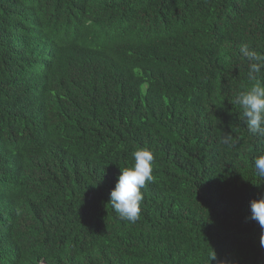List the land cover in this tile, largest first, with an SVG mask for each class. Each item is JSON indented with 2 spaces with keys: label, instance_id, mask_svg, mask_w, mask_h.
I'll return each mask as SVG.
<instances>
[{
  "label": "trees",
  "instance_id": "trees-1",
  "mask_svg": "<svg viewBox=\"0 0 264 264\" xmlns=\"http://www.w3.org/2000/svg\"><path fill=\"white\" fill-rule=\"evenodd\" d=\"M242 44L264 0H0V264H264ZM140 148L132 224L109 201Z\"/></svg>",
  "mask_w": 264,
  "mask_h": 264
},
{
  "label": "clouds",
  "instance_id": "clouds-1",
  "mask_svg": "<svg viewBox=\"0 0 264 264\" xmlns=\"http://www.w3.org/2000/svg\"><path fill=\"white\" fill-rule=\"evenodd\" d=\"M240 54L248 62L247 78L251 82V87L240 91L230 103L240 107L247 130L264 138V82L258 78L261 69L264 68V55L250 50L247 44L241 45ZM219 143L231 149L238 144V140L232 134H224ZM132 157L134 159L132 167L120 168L121 175L115 189L110 193L109 204L119 219L134 224L140 218V205L143 201L141 190L148 184L155 183L152 174L155 158L153 153L145 148L132 152ZM254 166L257 176L264 179V154L255 158ZM250 208V219L256 221L262 230L259 242L260 247L264 248V198L251 201ZM16 213L20 215V209H17ZM216 258V253L212 251L210 261Z\"/></svg>",
  "mask_w": 264,
  "mask_h": 264
},
{
  "label": "bare ground",
  "instance_id": "bare-ground-1",
  "mask_svg": "<svg viewBox=\"0 0 264 264\" xmlns=\"http://www.w3.org/2000/svg\"><path fill=\"white\" fill-rule=\"evenodd\" d=\"M86 6V5H85Z\"/></svg>",
  "mask_w": 264,
  "mask_h": 264
}]
</instances>
